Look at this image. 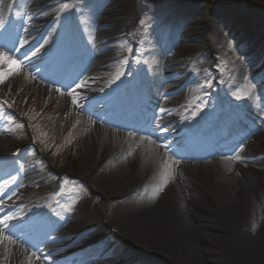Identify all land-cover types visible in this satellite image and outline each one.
Masks as SVG:
<instances>
[{"label":"bare ground","instance_id":"6f19581e","mask_svg":"<svg viewBox=\"0 0 264 264\" xmlns=\"http://www.w3.org/2000/svg\"><path fill=\"white\" fill-rule=\"evenodd\" d=\"M58 1L15 0L13 4L7 5L5 0H0V50L5 49L14 52L16 55L15 58H12L0 53V134L6 135V138L10 139L9 143H18L20 144V149H25L17 161L0 158V176L8 177L11 173H18L16 183L11 184L8 189H5L0 194V207L6 209L5 214L14 213L15 210L9 198L14 194L12 189L14 186L20 184V182L23 185H30L36 182L42 183L52 177L51 173L37 165L33 167V173H29L28 168L32 165L34 166L33 162L37 159L36 154L33 156L32 153V151L34 152V147H37L36 145L34 146V136L29 139H21L19 132L11 127V122L3 109L4 104L9 106L15 104L14 110L21 113L24 112V109L32 107V112L35 111V119L41 116H50L51 120L53 119L54 122L59 124L71 116L80 125L77 137L79 139V147L82 149L81 152L86 155L83 163L84 167L80 173L82 175L93 174L96 176L90 183L93 195L106 200L109 199L110 201L117 200L111 204V210L108 214L116 218L115 221L111 220L110 224L112 222L117 224V229L119 228L122 234L127 250L134 252L132 254L127 252L123 246L112 247V241L108 235L101 232L100 228L86 230L81 235L74 237L68 231V227L66 229H54V222L49 221L47 228L53 233L50 236H46L45 239L60 242V245L54 246L51 255H57L59 254L58 251L62 250L70 257L67 261L81 257L78 264L87 262L89 264H166L168 259H172V261H175L174 263H177L179 259H176L171 254L172 251H175V247H171L174 244L179 250H182V245H185L183 251L189 257V264H205L204 259L200 257L198 248L195 246V238L202 233L195 229L187 219L183 217V220L179 218V220L173 222V224L175 223L178 226L177 236L174 239L176 240L175 243L179 242V246L173 243L165 246V248L159 247L161 240L157 232L158 226L165 225L168 212L170 211L177 214L179 208L188 207L201 211L207 209V206H204V203L199 202L198 199L181 196L178 190H190L196 193L205 192L206 190L203 189V186L199 185L189 173L199 172L201 169L210 167L221 170L223 175H225L224 178L215 181L219 192L225 194L222 201L221 199H216L215 205L218 206L216 208L220 212L219 220L223 216L228 220L232 213L236 215V206L232 200L233 193H242L243 189L252 191L257 184L256 178L247 171V165L244 164L248 157L241 152L242 148H237L239 143L236 142L226 151H217V153L215 152V154L210 156H187L178 152V156L185 160L183 163L178 164L166 158L159 150V147L163 146L166 149H170L182 145L184 141L182 125L189 129L192 126L198 127L210 122V128L214 126L212 122L225 123L230 117H235L238 112L242 111L248 114L247 111L252 109L254 102L258 100V96L256 95V89L253 86H248L245 81L248 73L247 69L256 67L261 56L259 55L254 60H250V57L244 56L238 51L243 56V59L239 58L233 61L231 65H228L227 69L229 71L223 73L228 75L226 86L229 88L235 87L244 81L247 86L245 87L246 100L244 106L233 107L227 114H219L216 120L210 121L213 118V112L206 116L201 109L196 110L199 115L203 114V117L199 116L198 118H195L193 112L190 114H175L177 98L183 100L186 105L189 102H194V97L191 94L194 92L193 86L197 83V78L192 79L174 62H170L165 67L167 72H172L168 79L169 84L164 88L160 84L156 89L155 98L152 97L155 102L154 110L152 109L147 118L142 120L135 119L134 121H121L118 118H109L104 113L107 108L104 107L100 112L94 110V105H98L97 101L101 95H93V93H98L100 88L103 90L108 88L110 91H115L119 87L115 83L108 82L103 85L95 83L91 78L96 74L97 70H107L112 67V64L118 61L120 56L118 57V55L104 51H91L95 40L90 29L95 26V20L92 21V26L89 29L82 31L81 35L87 37L88 40L79 46L77 45L79 53L74 55V60L80 63L83 58L85 59L81 68L77 69L76 67L77 71L72 76L64 75L65 78H59L51 75L46 62L40 60L36 55L28 56L31 46H28V48L24 47L26 44L25 40L29 39V35L35 36L36 34L33 35V33L42 29L41 22L33 23L36 27L30 28V12L37 11L36 13H41L49 5ZM71 2L72 0H69V4ZM191 2V0H174L170 5L171 9L180 8L181 11L193 8L195 15L185 19V22L189 24L198 22L197 19L201 17L200 13L203 12L204 8V4L200 1L193 2L194 6L192 7L189 6ZM228 3L230 11L233 12L239 22L246 25L250 24L251 26L264 24V17L258 14L259 12L251 14L253 11L258 10L264 15V2L257 8L242 6L238 0H232ZM91 14L93 12L90 10L88 16ZM210 17H212L210 18L212 26L209 29V33H211L217 45H223L226 48L224 41L220 38V34L228 37L230 33L226 29L221 30L217 27L215 16ZM179 18L181 21V17ZM179 18L178 14L176 17L172 16L169 22L167 20L162 25V30H172L174 33L176 30L173 26L178 23ZM61 22L65 24L63 31H61L63 33L62 39L64 40L61 46L58 44V47L62 48L61 53H66V44L70 42L68 40L70 37L68 32L72 31L75 26L70 24L69 18H54L52 16L44 28L48 26L50 29L56 28ZM68 27L70 28L69 31ZM49 28L47 32L50 31ZM245 35L240 33L234 37L240 41L245 38ZM250 39V43L255 49H260L264 52V29L256 31ZM21 42H23V47H21ZM72 42L74 41L72 40ZM55 43L57 44L58 42L56 41ZM76 43L78 44V42ZM234 44L237 48L238 44ZM5 57L8 58L9 62H5ZM220 62L216 58L213 65L218 63L221 65ZM151 70L147 68L146 74H151ZM262 76L264 77V70ZM144 79L143 76H140L138 81L134 82L135 84H125L128 89V95L147 90L148 80ZM121 82H124V80H121ZM78 84L81 86L77 87ZM215 87L220 88V85L215 83ZM176 89L180 90L179 93L176 96H171L170 93ZM125 90L124 86L120 93ZM87 94L90 95L87 96ZM74 100L76 103H73ZM161 108H166L168 113H170L164 114L162 119L160 118ZM215 114L217 113H214V116ZM174 115L175 117H172ZM183 119L186 120L183 121ZM94 121L100 123V125L98 126ZM157 124H160L161 127L157 128ZM254 138L257 139L258 135H255ZM154 140L159 145L155 144ZM230 153L233 154V157L224 156ZM249 165L264 170V160L257 165ZM56 169L57 171L66 170L64 166ZM186 173L189 175H186ZM182 178H185V180H181ZM3 198L5 200H1ZM70 198L69 201L74 202L78 201L81 196H75L76 199ZM118 199L120 200L118 201ZM71 202L64 208L63 216L65 217L74 216L78 209L81 210L79 207H72L73 203ZM244 211L246 215L239 214L241 220L248 217L258 222L260 214L256 213L257 216L254 213L252 205L244 209ZM206 213V211L203 212L205 216ZM193 215L194 213L191 214V217ZM16 216H20V214L17 213ZM2 217L0 215V219ZM109 217L112 218L111 216ZM194 219L198 221V218ZM18 228L19 225L15 224L10 226V228L0 226V264H39L41 261L45 262V264H54L51 258L46 259L48 255L44 251L34 247L29 242L21 240L17 234ZM202 228L199 227V229ZM4 229L7 230L4 231ZM203 229H210V226L207 224ZM221 229L228 228L223 224ZM251 229L255 228L252 227ZM256 229H261V227L258 226ZM3 231L10 234L9 237L17 240L22 246L15 245L10 241L9 237L5 239L6 234ZM76 243H80L83 246L89 245L90 247L85 249L84 247L86 246H84L83 250H71L70 247ZM23 246L29 249H24ZM138 252L142 256L138 255ZM148 261L150 262L148 263ZM244 261V259L241 260L243 264Z\"/></svg>","mask_w":264,"mask_h":264},{"label":"rangeland","instance_id":"374dc122","mask_svg":"<svg viewBox=\"0 0 264 264\" xmlns=\"http://www.w3.org/2000/svg\"><path fill=\"white\" fill-rule=\"evenodd\" d=\"M5 1L7 5L14 2V0ZM173 1L78 0L77 13L73 19L74 23L78 21V26L74 31H77L78 36L80 35L82 43L87 41V37L81 35L82 31L89 29L92 26V21L95 20V26L90 29L95 40L91 51H104L118 55V57L120 56V59L112 64V67L107 70H97L96 74L91 78L95 83L102 85L108 82L114 83L120 80L123 81L122 78L125 79L127 77L126 82L133 84L138 81L140 76H143L148 80V88L145 90V95L140 96L142 98H139V100H142L145 108L152 109L149 102L152 106H155V102L151 99L152 97L155 98L158 86L161 84L162 88H164L169 84L168 79L172 72H167L165 67L170 62H174L192 79L197 78V83L193 86L194 92L191 94L194 97V102H189L186 105L183 100L177 98L175 114H190L193 112L195 118H198L199 116L203 117V114L199 115L198 111H196L201 109L206 116L213 112V118L210 121L216 120L221 113L227 114L233 107L244 106L245 104V87L247 86L244 81L235 87L229 88L226 86L228 75L223 73L229 71L227 69L228 65H231L233 61L239 58L243 59L241 53L250 57V60H254L259 55L261 56L256 67L247 69L248 73L245 78L247 85L256 89L258 100L254 102L252 109L247 111L248 114H239L236 120L233 119L226 123V126H232L237 130L235 131V138H229L230 142L240 140L237 148H242L241 152L247 155L248 158L244 164L247 165V171L256 178V186L252 191L243 189L242 193H233L232 200L236 206V215L232 213L228 220L224 216L219 220L220 212L216 208L218 206L215 205L216 199H221L222 201L225 194L219 192L215 181L224 178L225 175H223L221 170L213 167L201 169L199 172H190L191 177L199 185L203 186L206 191L196 193L190 190H178V192L181 196L198 199L199 202L204 203V206H207V209L204 210L207 212L206 216L203 214L204 211L199 209L179 208L177 214L172 211L168 212L165 225L158 226L157 232L161 240L159 247L165 248V246L175 243L174 237L177 236L178 226L175 223L173 224V222H176L179 218L183 220L184 217L195 229L202 233L195 238V246L198 248L200 257L204 259L205 264H243L241 262L243 259L245 260L244 264H264V170L249 165H257L264 160V77L262 76L264 52L260 49H255L250 43V38L254 36L255 32L264 29V24L251 26L250 24L246 25L239 22L228 6V2L232 0H191L192 2L189 3L191 4L189 6L192 7L194 6L193 2L200 1L204 4V8L203 12L200 13L201 17L197 19L198 22L189 24L185 22V19L195 15L193 8L184 9V11H181L180 8L171 9L170 5ZM238 1L242 6L249 8H257L264 2V0ZM68 3L69 1L59 0L49 5L41 13H36L37 11L30 12L29 20L31 22L29 25L35 28L34 24L41 22L42 29L33 33L36 34L35 36L32 37L30 35L29 39L25 40L28 43H36L30 49L28 56L35 53L42 61L52 58V52L50 51L54 48L55 42L62 36L63 33L61 31H63L65 24L61 22L56 28L52 29L49 26L47 28L44 27L52 16L54 18L66 17L68 14ZM90 10L93 14L88 16ZM255 12H259L258 14L264 17L263 13L258 10L253 11L251 14H255ZM177 14L178 18L181 17V21L179 18L178 23L173 26L177 32L175 31L174 34L172 30L163 31L162 25L167 20L169 22L172 16L176 17ZM210 16H215L219 29H226L230 33L228 37L220 34V38L224 41L226 48L223 45H217L211 33H209V29L212 26L210 21L212 17ZM221 20L223 21L221 22ZM48 28L50 31L47 32ZM240 33L246 35L244 39L239 41L234 36ZM234 43L238 44L237 48ZM27 45L29 44H26L25 47ZM0 53L7 56L10 52L0 51ZM129 54H132L133 61L128 66V62L126 63L125 60L126 55ZM216 58L221 61V65L219 63V65H213ZM84 59H82V63ZM146 68L152 69V73L147 76L143 72ZM117 76L118 78H115ZM215 83L220 85V88L215 87ZM179 91V89L173 90L170 95L176 96ZM116 94H118V91ZM195 96L197 97L195 98ZM237 96L240 98L237 99ZM14 107L15 104L5 107L11 127L19 132L18 134L21 135L22 140L34 136V146H37L34 147V152L32 151L33 156L36 154L37 159L33 162L34 166L32 165L28 168L29 173H33V167L37 165L43 167L52 175L51 178L46 179L42 183L36 182L30 185L21 183L12 188L14 194L10 199L15 211L7 215L16 217L14 220L9 221V225H19L17 229L18 237L44 251L48 255L46 259L51 258L52 249L54 246L60 245V242L45 239L46 236H50L53 233L46 226H41L43 217L49 216L54 222V229H66L68 227V231L74 237L81 235L86 230L100 228L101 232L108 235L112 241V247L123 246L127 252L132 254L134 251L127 250L122 234L119 228L117 229V224L114 222L110 224L111 220L115 221L116 218L108 214L111 210V204L117 200L110 201L109 199L106 200L93 195L90 183L96 176L93 174L82 175L80 173L84 167L83 163L86 156L81 152L82 149L79 147V139L77 137L80 125L71 116L59 124L54 122L53 119L51 120L50 116H41L35 119V111L32 112V107L24 109L23 113L17 112ZM214 113L217 114L214 116ZM172 117H175V115ZM206 125H210V122L205 123L198 129H205L207 128ZM247 131L248 134H245ZM255 135H258L257 139L254 138ZM9 141L10 139L6 138V135L0 134V156L20 148V144H11ZM232 153L224 156L233 157ZM172 161H178L176 163L181 164L179 160ZM61 166H64L66 170L57 171L56 168L60 169ZM189 174L186 173V175ZM17 176L18 173L16 172L11 173L6 178L15 177L17 180ZM181 180H185V178ZM78 195L81 196L82 200L80 198L78 201H69L70 197L76 199L75 196ZM49 199L54 202L52 207L48 203ZM1 200H5V198ZM69 202L73 203L72 207H79L82 211L78 209L74 216L71 217L63 216L64 208H66L67 204L69 205ZM250 205H252L255 214H260L258 222L248 217L241 220V216L239 217V214L246 215L244 209H247ZM5 212L6 209L0 207V215L4 216ZM17 213L20 216H16ZM193 213L194 215L191 217ZM35 214L36 216H33ZM194 218H198L199 222ZM207 224L210 229H203ZM223 224L228 229H221ZM61 225L63 226L61 227ZM258 226L261 229H256ZM199 227L203 228L199 229ZM252 227L255 229H251ZM6 230L4 229V231ZM112 230L116 231V233H113ZM5 234L7 237L10 236L8 233ZM9 239L15 245L22 246L17 240L10 237ZM175 244L179 246V242ZM84 246L76 243L70 249L77 251L84 248L89 249L90 247L89 245ZM173 246L175 251H172L171 254L179 261L174 263L175 261L168 259L166 264H189V257L183 251L185 245H182V250L177 249L174 244L171 247ZM23 247L24 249L27 248L26 246ZM58 253L52 260L54 264H78L81 260V257H79L67 261L70 257L66 253L62 250L58 251ZM138 255L142 256L139 252ZM39 264H45V262L41 261Z\"/></svg>","mask_w":264,"mask_h":264},{"label":"snow or ice","instance_id":"6c2138e0","mask_svg":"<svg viewBox=\"0 0 264 264\" xmlns=\"http://www.w3.org/2000/svg\"><path fill=\"white\" fill-rule=\"evenodd\" d=\"M21 47H23V42H21ZM33 55H35V53H33ZM5 62L6 63L9 62L7 57H5ZM80 86L81 85H79V84L77 85V87H80ZM236 98L239 99L240 97L237 96ZM5 103H7V102L5 101ZM73 103H76V101L74 100ZM166 113H168V110L166 108H161L160 109V118L162 119L163 115ZM168 114H170V113H168ZM160 127H161V125L157 124V128H160ZM15 183H16L15 177L6 178V177L0 176V194H2L5 191V189H8L11 184H15ZM9 198H11V197H9ZM15 218L16 217H14L12 215L5 214L3 216V218L0 219V226H3V228H10L9 221L14 220ZM4 238L7 239V236H5ZM38 259H39V257H38Z\"/></svg>","mask_w":264,"mask_h":264}]
</instances>
